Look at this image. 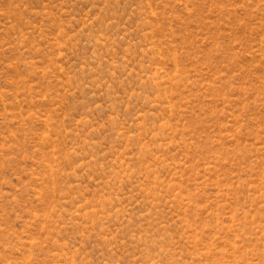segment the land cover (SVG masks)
<instances>
[{
  "label": "rangeland",
  "instance_id": "obj_1",
  "mask_svg": "<svg viewBox=\"0 0 264 264\" xmlns=\"http://www.w3.org/2000/svg\"><path fill=\"white\" fill-rule=\"evenodd\" d=\"M0 264H264V0H0Z\"/></svg>",
  "mask_w": 264,
  "mask_h": 264
}]
</instances>
